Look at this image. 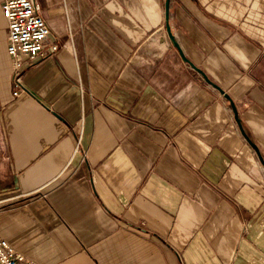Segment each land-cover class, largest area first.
<instances>
[{
  "label": "crops",
  "instance_id": "crops-1",
  "mask_svg": "<svg viewBox=\"0 0 264 264\" xmlns=\"http://www.w3.org/2000/svg\"><path fill=\"white\" fill-rule=\"evenodd\" d=\"M33 2L17 87L0 0V236L37 264H264V166L166 32L264 160V0Z\"/></svg>",
  "mask_w": 264,
  "mask_h": 264
},
{
  "label": "built area",
  "instance_id": "built-area-1",
  "mask_svg": "<svg viewBox=\"0 0 264 264\" xmlns=\"http://www.w3.org/2000/svg\"><path fill=\"white\" fill-rule=\"evenodd\" d=\"M1 10L7 24L6 51L12 58L15 83L19 87L21 78L16 76L21 67L19 56L26 54L31 60L41 57L50 29L33 0H2ZM58 48L59 45L54 43L50 50L55 52ZM0 264L37 263L34 259L16 252L7 240L0 236Z\"/></svg>",
  "mask_w": 264,
  "mask_h": 264
},
{
  "label": "water",
  "instance_id": "water-1",
  "mask_svg": "<svg viewBox=\"0 0 264 264\" xmlns=\"http://www.w3.org/2000/svg\"><path fill=\"white\" fill-rule=\"evenodd\" d=\"M168 4H169V0H165V9H166V19H167V9H168ZM166 32H167V36L171 42V44L178 50L182 60L184 62H186L197 74H199V76L204 80V82H206L207 84L211 85L213 88H215L219 94H221L229 103V106L233 112V115H234V119L241 131V134L243 135V137L246 139V141L248 142V144L255 150L260 162L263 164L264 166V160L260 154V151L258 149V147L256 146V144L253 142V140L250 138L249 134L245 131L243 125H242V120L237 112V109H236V106L233 102V100L231 99V97L226 94L218 85L214 84L213 82H211L208 77L205 75V73L200 69L198 68L197 66H195L188 58H186L184 56V54L182 53L181 49L179 48L176 40L174 39L171 31H170V28L168 26V24L166 25Z\"/></svg>",
  "mask_w": 264,
  "mask_h": 264
}]
</instances>
